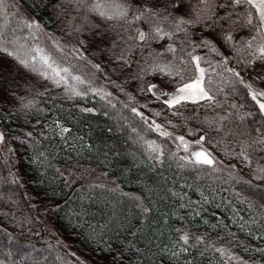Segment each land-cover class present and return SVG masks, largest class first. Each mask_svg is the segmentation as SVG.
<instances>
[{
    "label": "trees",
    "instance_id": "obj_1",
    "mask_svg": "<svg viewBox=\"0 0 264 264\" xmlns=\"http://www.w3.org/2000/svg\"><path fill=\"white\" fill-rule=\"evenodd\" d=\"M55 3L57 0H52L45 8L41 0H8L9 20L15 23L20 15L34 21L37 19L55 40L65 46L64 49L71 45L83 46L98 58L97 64H100L101 70L96 71L115 94L103 100L91 92L85 97L70 98L63 86L56 87L51 81L0 53V66L8 69L6 73H0V126L9 145L4 150L0 144V230H3L0 240L5 242V252L8 248L13 249L9 264L15 260H20L21 264H32V260H23L16 250L17 246L24 245L28 246L23 249L24 252L31 251L33 247L40 250L32 252L33 258L39 260L40 264H87L80 255L92 264H113L108 246H118L117 233L120 241L125 244L131 241L144 250L142 264H186L187 261H191V264H216L219 255L211 250L200 255L203 246L190 248L187 253L173 257V244L179 235L174 231L176 228H184L195 235H206L218 247H228L248 264H264V253L256 251L257 248H264V239L256 238L264 233V211L259 208V204L264 203L260 200L264 180L256 179L255 165L246 166L232 155V152L239 151L233 138L226 137L222 131H211L208 127V121L217 115L230 114V119L237 125L259 126V121L264 118L250 98L244 95L246 90L237 84V91L232 92L224 80V90L217 96L222 107H209L206 101L200 104L186 103L179 107L182 115L173 116L171 113L174 110L167 109L150 94L139 91L140 87H144L145 80L151 79V73L142 74V80L130 79L136 65L121 71L111 53L103 55L89 42L91 33L87 26L82 32L73 31L75 26L82 24L81 14L72 10L71 5L62 4L61 8L68 11L57 20L52 8ZM13 13L17 15L13 17ZM201 30V25L189 28L196 43H199ZM19 34L27 36L28 30L23 29ZM240 34L243 31L237 33ZM109 35L112 33L109 32ZM77 37L85 43H79ZM30 42L41 44L40 31L37 39ZM166 42L161 41L160 44ZM152 47L161 50L156 42L152 43ZM204 49L197 48L196 54ZM139 56V51H136L132 59L139 60ZM161 59L170 60L172 56L167 54ZM215 72L220 73L213 74L217 84L221 83V77L230 75L221 68L215 69ZM76 74L81 75L79 71ZM91 84L98 88L95 83ZM78 87L87 89V85ZM128 93L134 97L133 100H129ZM29 101L33 102L31 107H22ZM143 104H147L148 108H141ZM232 104L237 107L231 108ZM131 107L138 108L150 120L188 138L195 139L207 134L204 144L217 156L212 155L218 162L216 167L222 171L213 172L206 166L180 167L183 162L170 155L177 152V143L172 138L159 136L155 131H144L146 126L140 118L134 117ZM82 108H92L94 111L82 112ZM157 111L162 115H152ZM247 112L255 115L246 117L244 121L235 115ZM168 120L177 128L168 125ZM53 121L71 130L64 139L56 134L58 130H53ZM132 127H136L139 136L145 140H155L164 147L162 162L149 159L144 142L137 132H132ZM189 129L196 134L189 135ZM27 133L32 135L28 136ZM218 140L221 141L219 144ZM41 152L44 156L39 155ZM183 155H186L183 149L177 152V157ZM57 169L60 171L57 172ZM85 169L90 170L87 179L96 181L99 176L98 182H104L108 187L119 186L122 192L138 196L140 200H130L120 192L89 190L83 180L76 179ZM93 169L95 171L91 172ZM61 172L68 177V181L60 175ZM103 173H107V176ZM229 173L232 179L228 178ZM12 180L16 182L12 183ZM243 181H251L257 187L252 188ZM197 187L214 199L212 203L203 205L206 211L190 217L192 208L200 206L194 204L192 208H181L180 205L187 203V200H180L172 193H186L188 199L199 201L201 197L195 191ZM32 201L38 205L40 217L48 218L58 233L68 240L67 244L49 231L34 212ZM141 202L143 207L150 209L147 214L137 207ZM215 204L221 207L216 208ZM250 204L254 206L250 207ZM233 207L238 211V216L233 213ZM126 220L134 225L133 230L141 229L136 236L126 230L121 231ZM205 220L207 223H204ZM233 220L237 223H233ZM239 223H245L243 231ZM213 225L218 226L214 228ZM229 231L235 236L226 235ZM4 232L11 234L14 244H7L8 237ZM237 241L240 243L237 244ZM245 246L247 251L244 250ZM175 250L179 251V248ZM0 259L9 258L0 252Z\"/></svg>",
    "mask_w": 264,
    "mask_h": 264
},
{
    "label": "snow or ice",
    "instance_id": "obj_2",
    "mask_svg": "<svg viewBox=\"0 0 264 264\" xmlns=\"http://www.w3.org/2000/svg\"><path fill=\"white\" fill-rule=\"evenodd\" d=\"M44 7L47 8L52 0H41ZM62 4L71 5L72 10L80 13L82 24L73 28L74 32H82L87 26L91 35L89 42L96 46V49L103 55L112 54V59L119 64L121 71L131 69L136 65V71L130 75V79L142 80V74H153L159 79V83L146 82L144 87H140L139 91L150 94L155 101L160 102L169 110L173 116L182 115L179 112V107H183L186 103L200 104L206 101L209 107H222L217 96L224 90L223 81L228 82L230 91L236 92V85L239 84L245 91L244 95L254 103L260 116L264 118V87L257 86L256 81L264 84V0H57V3L52 4L55 10L53 15L57 20L61 19L63 13L68 11L67 8H61ZM171 9V10H170ZM10 7L8 0H0V53L6 57L13 59L23 68L39 75L45 80L51 81L56 87H64V90L72 97H85L89 92L107 99L112 94L103 92L92 86L91 81L86 80L81 75L73 72L72 66H68L63 62L62 58H58L52 51L42 47L39 43H31L37 39L38 32L41 30V25L20 15L15 23L9 20ZM17 13H13L15 17ZM91 17V18H90ZM75 19V17H72ZM94 20L98 22H94ZM108 25V27H104ZM197 25L202 26L201 33L198 37L199 43L192 39L193 33L189 28H195ZM23 29L28 30V35L23 36L19 33ZM243 30V34L237 33ZM109 32L112 35H109ZM53 39L52 37H49ZM79 40V38L77 37ZM161 41H167L160 44ZM156 42L161 49L157 51L152 47V43ZM79 43H85L84 40H79ZM53 47L60 53L64 54V47L59 40H53ZM197 48H205L209 53H214L220 57L215 63L209 60L206 56L196 54ZM223 49V51H222ZM79 53V49H73ZM139 51V60H133L132 57ZM147 52V55H145ZM167 54H171L172 59H161ZM243 57L238 63H245V68L252 69V74L248 79L241 74L235 67H229V63L233 57ZM79 59H84L83 55H79ZM89 63H91L89 61ZM97 70H101L100 64L92 65ZM221 68L224 72L230 74L227 77H221V83L213 79L215 69ZM7 68L0 66V73H6ZM168 78V79H165ZM70 81L74 83H70ZM175 81V84H173ZM79 85H87L86 90H81ZM171 85L172 91L166 90ZM116 87H120L116 85ZM129 100L134 97L128 93ZM113 108L115 105L108 100ZM33 104L29 101L28 104H23L22 107L29 108ZM127 108L128 105H125ZM231 108H236L237 105H230ZM243 107V105H241ZM141 108H148L147 104L141 105ZM82 112H93L92 108H82ZM131 113L134 117L140 118L143 125L146 127L144 131H155L159 136L164 138H174L178 142L176 145L177 152L181 149L186 155L178 156L177 152L170 153L172 157H176L183 163L180 167L199 168L206 166L213 172L222 171L216 167L217 160L212 154L203 147L206 140V135H200L194 142L185 139L184 135H175L173 132L166 130L164 125L156 123L155 120H150L144 112L136 107H131ZM107 114V113H105ZM154 116H161L162 113L157 111L152 113ZM231 115V114H230ZM230 115L220 116L208 121V127L211 131L217 133L223 132L226 137L234 139L239 151L232 152V155L242 160L246 166L255 165L256 179L264 180V119L259 121V126L250 127L248 125H237ZM240 121H244L246 117L255 115L253 112H247L243 115L235 114ZM121 119H126L121 117ZM173 129L177 128L170 120L167 121ZM54 129L58 130L57 135L61 139L65 138V134L70 133L68 127L63 126L58 121H53ZM132 132H137L136 127H132ZM196 133L189 129V135ZM31 136L32 133H27ZM139 136V133L137 132ZM139 139L144 142L146 151L150 154L149 159H154L162 162L164 156V147L158 144L155 140H145L143 136ZM5 136L0 132V144H3ZM208 142L211 140L209 138ZM221 141H217L219 144ZM194 146H199L198 149ZM228 155V152L224 153ZM44 156V153H39ZM234 168L235 165H232ZM60 170L57 169V172ZM95 170H91L94 172ZM64 176V173H60ZM69 175H72L69 172ZM90 175V170L85 169L83 173L76 176L77 180H83L89 190L102 189L110 193L120 192V195L127 196L130 200L139 201L138 196H129L119 189V186L108 187L104 182L100 181L97 176L96 181L87 179ZM107 176V173H103ZM228 178L232 179V174H228ZM68 181V177L64 176ZM15 183V180L11 181ZM74 183L75 181H70ZM238 183L240 181H237ZM244 184L252 188L251 181H243ZM79 191V189H77ZM199 193L201 199L192 201L187 198V194L173 192L172 195L180 200H187V203H182L181 208H192L199 205V208H192L189 213L199 216L201 211H206L203 205L213 202L214 197L205 195V192L199 187L195 189ZM214 191V189L212 190ZM237 195H239L237 193ZM247 197H245V200ZM260 200L264 201V192L260 193ZM250 207L254 205L250 204ZM141 208V212L147 214L150 209L137 205ZM216 208H220V204H215ZM261 211H264V203L259 204ZM232 211L238 216V211L233 207ZM215 216V213H213ZM179 219H183L180 217ZM242 221L243 218L240 217ZM204 223H207L205 220ZM219 223H223L220 221ZM233 223H237L233 220ZM218 225H213L217 227ZM91 227V225H90ZM101 227H106L102 225ZM227 228V225H224ZM241 231L246 227L245 223H239ZM130 220L121 228V231L126 230L132 236H136L141 229L135 228ZM179 233L177 240L173 244L171 255L173 257L181 253H187L190 248H200L203 250L200 255H204L209 250L217 253L219 259L216 264H248V261L237 255L228 247L217 246L216 243L206 235H195L184 228L174 229ZM3 232V230H0ZM8 237L7 244H14L15 240L10 233H3ZM228 236H235V233L227 232ZM251 235V233H249ZM219 237V234H218ZM257 239H264V233ZM240 242L237 241V244ZM117 247L111 244L108 246V251L112 253L113 264H142V257L145 255L144 250L137 247L131 241L126 244L119 240L117 233ZM235 246V245H233ZM5 242L0 240V252L9 259H0V264H9L10 258L13 255V249L8 248L4 251ZM28 247L17 246V251L20 252L23 260H32V264H40L32 256L33 251H40L32 248L31 251L24 252L23 249ZM179 248V251L175 249ZM247 251V247L244 248ZM256 251L264 253V248H257ZM74 255V254H73ZM11 264H21L20 260L11 261ZM186 264H191L187 261Z\"/></svg>",
    "mask_w": 264,
    "mask_h": 264
},
{
    "label": "rangeland",
    "instance_id": "obj_3",
    "mask_svg": "<svg viewBox=\"0 0 264 264\" xmlns=\"http://www.w3.org/2000/svg\"><path fill=\"white\" fill-rule=\"evenodd\" d=\"M171 10V9H170ZM36 22H38L41 25V30H40V38H41V46L45 47L47 50H50L53 52V54L55 56H57L58 58H62L63 62L68 65V66H72L73 68V72L76 74V72H80V74L82 76L86 75L84 78L86 80H89L93 83H95L97 85V87L99 89H102L103 92H109L111 94H115V91L102 79V77L97 73L96 68H94L92 65L97 64L98 62V58L96 56H94L93 54L89 53L83 46L80 45H71L68 48L64 49V54L58 52L54 47H53V40H55L53 38V36L51 34H49V30L41 23L39 22L37 19H35ZM243 31V30H242ZM49 37H52L53 39H50ZM73 49H79V53L73 51ZM223 51V49H222ZM2 54V53H1ZM82 54L84 59H79V55ZM198 55L201 56H206L209 60H211L213 63H215L217 60L220 59V57H217L214 53H209L207 49H204L203 51H199L197 53ZM1 56V55H0ZM243 57H233L229 63V67H235L238 71H241V74L243 76H245V79H248L249 76L252 74V69H248L245 68V63H238L237 61L242 60ZM89 61L91 63H89ZM217 69V68H216ZM85 73V74H83ZM146 82H153V83H159V79L157 77H155L153 74L151 75V79H149L148 81L145 80ZM257 86H261L264 87V84H262L260 81H256L255 82ZM166 90L168 91H172V86L169 85ZM158 123V122H156ZM160 124V123H159ZM166 130L172 132L171 130H169L168 128H166ZM0 132L4 133L3 128L0 126ZM174 133L175 135H181L178 133ZM5 136V133H4ZM174 140V138H172ZM185 139L191 142H194L195 140H197L198 138L195 139H191L185 136ZM176 142V141H175ZM178 143V142H176ZM2 147L4 150H7L9 145L8 142L5 138L4 143L2 144ZM195 148L198 149L199 146H194ZM203 147L209 151L213 156L217 157L214 152L207 147L204 143H203ZM187 154V153H186ZM32 204V208L34 210V212L40 217L39 214V209H38V205L36 204L35 201L31 202ZM43 220V223L46 225V227L49 229V231L60 241H62L63 243H68V240H66L65 238H63L58 231L54 228V225L52 224V222L48 219L45 218L43 219L42 216L40 217ZM80 255V254H79ZM81 258L87 263V264H92L91 261L89 259H87L86 257L80 255Z\"/></svg>",
    "mask_w": 264,
    "mask_h": 264
}]
</instances>
